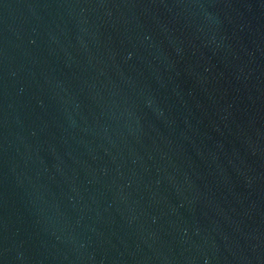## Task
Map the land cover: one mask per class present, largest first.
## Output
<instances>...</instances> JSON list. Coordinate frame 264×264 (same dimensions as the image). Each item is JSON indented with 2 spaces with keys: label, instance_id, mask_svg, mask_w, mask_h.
Wrapping results in <instances>:
<instances>
[{
  "label": "water",
  "instance_id": "95a60500",
  "mask_svg": "<svg viewBox=\"0 0 264 264\" xmlns=\"http://www.w3.org/2000/svg\"><path fill=\"white\" fill-rule=\"evenodd\" d=\"M0 264H264V0H0Z\"/></svg>",
  "mask_w": 264,
  "mask_h": 264
}]
</instances>
